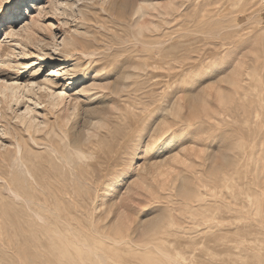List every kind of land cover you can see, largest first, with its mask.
<instances>
[{
    "label": "rangeland",
    "instance_id": "374dc122",
    "mask_svg": "<svg viewBox=\"0 0 264 264\" xmlns=\"http://www.w3.org/2000/svg\"><path fill=\"white\" fill-rule=\"evenodd\" d=\"M45 1L0 0V264H264V0Z\"/></svg>",
    "mask_w": 264,
    "mask_h": 264
},
{
    "label": "bare ground",
    "instance_id": "6f19581e",
    "mask_svg": "<svg viewBox=\"0 0 264 264\" xmlns=\"http://www.w3.org/2000/svg\"><path fill=\"white\" fill-rule=\"evenodd\" d=\"M45 1V0H44ZM48 1H50L51 3H52V5L51 6H46V8L47 7H49V9L51 10V12L53 13V14H59V15H61L62 13H65V10H67L68 8H71L72 7V5H70V7H68V1L67 0H48ZM46 2V1H45ZM44 3V2H43ZM59 3L60 5H62L63 4V6H65V8H66V6L68 7L67 9H60L59 7H56V5ZM71 3H72V1H71ZM70 3V4H71ZM56 4V5H55ZM58 4V5H59ZM73 4V3H72ZM44 5V4H43ZM40 6V7H44V6ZM57 5V6H58ZM54 9V10H53ZM49 10V11H50ZM35 11L38 13V15L40 14L39 13V10L36 8L35 9ZM50 12V13H51ZM17 16V15H16ZM34 21V18H31L30 19V22H29V26L32 24V22ZM28 27V26H27ZM78 35H83V32H80L76 27L74 28V30H73V32H72V35L71 34H69V35H67V36H64V37H62V39H61V47H62V49H60V50H58V54L56 55V56H53V55H51V53L48 51V50H46V49H40V51L41 52H39V53H36L37 55V57H38V59H39V62H38V64H40V63H44V62H48L49 60H54V61H60V60H62V59H64V58H66L65 57V55L68 53V55H69V52H71V51H74V52H76V50L78 49H76V45H79V44H82V43H80V41H79V39L77 38V36ZM81 38V37H80ZM54 50H56V49H54ZM56 52V51H55ZM71 53H73V52H71ZM22 55H25V53L23 52L22 53ZM67 58H68V56H67ZM76 66H74L73 68H75ZM37 71V70H36ZM35 70H33L32 72V74H36L37 72H36ZM13 78V77H12ZM14 81L13 82H15L16 80L15 79H13ZM93 85V84H92ZM91 85L90 86H83L82 87V89L81 90H79V92L78 93H80L81 95H83L82 97H77V95H75V96H73L72 97V100H78V99H83V100H87L88 98H95V96H96V94H95V92L93 93L92 92V89H91ZM20 88V87H19ZM93 88V90H94V88L95 87H92ZM18 88H17V86H14V87H9V86H5V87H0V93H1V95H2V97H3V100H2V102L6 105V106H9L10 105V103L11 102H13V104L14 105H17V104H20L21 103V100H19L20 99V97L18 98L17 96V92H16V90H17ZM19 90V89H18ZM17 90V91H18ZM77 93V92H76ZM62 98V97H61ZM74 100V102L72 103V105H69L70 106V108L69 107H66L65 106V104L63 103L62 104V106L61 107H59L58 109H57V112L59 111V112H61L63 115V118L65 119L64 121H66L67 122V120H70V118L72 117V115H73V110H74V108H76V106L78 105L77 103H76V101ZM82 100V101H83ZM1 102V101H0ZM24 104L23 105H25L26 103L25 102H23ZM60 103H61V101H60ZM82 103V102H81ZM50 104L54 107H56V106H59V102H56L55 104H53V103H51L50 102ZM26 107V109H28V107L29 106H25ZM54 107V108H55ZM57 108V107H56ZM69 109H72V111L71 110H69ZM79 109V108H78ZM25 111V110H24ZM68 111H70V112H68ZM12 112H14V111H12ZM15 115V114H14ZM14 117H16L18 120H19V122L21 123V124H26V127L27 128H31L33 131H35V128L32 126V122H33V120H34V118H32L31 116H29V114H28V112H24L23 114H19V115H16V116H14ZM63 118H62V120H63ZM61 119V118H60ZM68 123V122H67ZM67 123H66V125H67ZM61 124H62V122H61ZM69 124V123H68ZM104 124H105V122H104V120H102V119H99V118H97V119H95L93 122H92V124H91V127H93L94 128V130L96 129V130H98V128L99 129H101L100 127H103L104 126ZM35 125V124H34ZM92 128V129H93ZM3 129H5V128H3ZM2 129V130H3ZM88 131H86V137H85V135H84V140L85 141H89V138L91 137V138H97L98 137V134H97V132H96V130L95 131H93V130H90V128L89 129H87ZM88 132V133H87ZM85 133V132H84ZM83 138V137H82ZM78 140H80V139H78ZM81 141V140H80ZM74 143L76 142V141H73ZM78 142V141H77ZM89 143V142H88ZM22 144V143H21ZM18 153H19V150H18ZM78 153L80 154V152L78 151ZM82 154V153H81ZM19 155V154H18ZM28 170V169H27ZM32 178V177H31ZM8 185V184H7ZM148 230V229H147ZM195 250V249H194ZM174 252L176 253V254H178V255H183L184 254V252L182 251V250H180V248L179 247H176V248H174Z\"/></svg>",
    "mask_w": 264,
    "mask_h": 264
},
{
    "label": "snow or ice",
    "instance_id": "6c2138e0",
    "mask_svg": "<svg viewBox=\"0 0 264 264\" xmlns=\"http://www.w3.org/2000/svg\"><path fill=\"white\" fill-rule=\"evenodd\" d=\"M0 35H2V33H0ZM172 115H173V114H172V112H171V110H170V111H169V116H172ZM179 119H180L179 117H174V121H175V126H176V127H179V123H178ZM158 126H159V125H158ZM163 127L168 128L169 125H168V124H164ZM176 159L179 160V156H177Z\"/></svg>",
    "mask_w": 264,
    "mask_h": 264
}]
</instances>
